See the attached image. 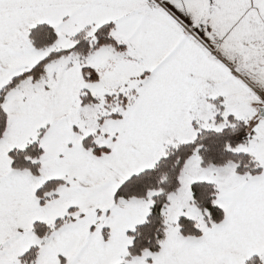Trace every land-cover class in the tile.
<instances>
[{
    "label": "snow or ice",
    "instance_id": "1",
    "mask_svg": "<svg viewBox=\"0 0 264 264\" xmlns=\"http://www.w3.org/2000/svg\"><path fill=\"white\" fill-rule=\"evenodd\" d=\"M0 264H264V0H0Z\"/></svg>",
    "mask_w": 264,
    "mask_h": 264
}]
</instances>
